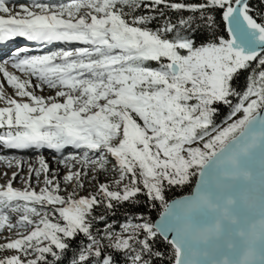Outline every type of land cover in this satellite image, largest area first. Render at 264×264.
Instances as JSON below:
<instances>
[{"label": "snow or ice", "instance_id": "snow-or-ice-1", "mask_svg": "<svg viewBox=\"0 0 264 264\" xmlns=\"http://www.w3.org/2000/svg\"><path fill=\"white\" fill-rule=\"evenodd\" d=\"M0 74L20 98L0 85V149L65 169L38 155L23 189L0 185V264H164L162 245L170 264H264V0H0ZM157 202L155 223L134 211Z\"/></svg>", "mask_w": 264, "mask_h": 264}, {"label": "rangeland", "instance_id": "rangeland-1", "mask_svg": "<svg viewBox=\"0 0 264 264\" xmlns=\"http://www.w3.org/2000/svg\"><path fill=\"white\" fill-rule=\"evenodd\" d=\"M10 1L11 0H9V6L11 5V6H13V5H18L19 3H31L32 2V0H17V1H15V2H13V3H10ZM39 2H45V3H60V2H68V0H39ZM66 46L63 44V43H61L60 42V45H57L55 48H40L39 50H38V52H36V54H33V55H44V54H47L48 52H50V51H58V50H61V49H64ZM8 70L10 71V72H14L15 70H13L11 67H9L8 68ZM16 74L17 75H20V73H18V72H16ZM38 81H36L34 78H33V80H32V83L33 84H35V83H37ZM0 85H3V88H4V93H5V95H7V96H12L13 98H15V99H17V100H19L20 98L19 97H16L15 96V90L14 89H12L8 84H7V82L5 81V80H3L2 79V74H0ZM48 90H51V92H47ZM54 90H52V89H48L46 86L43 88V90L41 91V90H39V89H37V90H35V94L36 95H39V96H44V97H48L49 95H52V94H54ZM52 93V94H51ZM26 99V98H25ZM0 107H3V104L2 103H0ZM0 131H4V129H0ZM0 151H2V152H4L5 153V155H3V156H5V157H10V158H12V157H16V158H19V159H23V160H25V159H27V158H31V157H33V156H38L39 154L37 153V152H35V151H32V150H9V149H0ZM28 152V153H27ZM54 154V156H52L51 154V156H48V157H50V159H56V157H57V154H55V153H53ZM68 153L66 152L65 153V155H67ZM44 158H45V160H46V157L44 156ZM57 158H59V157H57ZM47 161V160H46ZM11 168L12 167H9L7 164H5V166H3V167H0V175H2V176H0L2 179H6L7 178V176H8V173H9V171L11 170ZM59 172H60V177H58V178H60V179H62V175L64 174V172H65V169L63 168V166H60L59 165ZM5 173H7V175H5ZM21 175H22V177H21V182L23 183V185H24V180L25 179H27L28 178V175H29V173H28V171H25V170H23V172L21 173ZM42 179V178H41ZM99 179H100V181L101 182H104L105 181V176L104 175H101L100 177H99ZM13 187L14 188H17V189H23L25 186H23V187H19V186H17L15 183L13 184ZM32 187L33 188H35L37 191H39V188L40 187H43V184L42 183H37V181H36V178H35V182H34V184L32 185ZM61 187H62V189H63V187H64V185H63V183H61ZM95 190H96V188H95V181H92V182H85V185H84V188L82 189V190H79L78 189V194L79 195H81V196H88V195H90V194H93L94 192H95ZM69 191H71V189H69ZM61 194H64L63 193V191L61 192ZM174 197H176V196H174ZM168 200V199H167ZM162 209V208H161ZM159 213V212H158ZM150 219V218H149ZM151 220V219H150ZM153 221V220H152ZM133 222H138V221H133ZM111 223V222H110ZM111 224H113V228H114V230L115 231H119V223L118 224H115V223H111ZM121 224V223H120ZM103 227H104V225L102 226V227H99V228H101V229H103ZM5 232H8V231H5ZM5 232L4 233H2V234H5ZM12 235H10V237H11ZM3 237H7L6 235H1L0 234V242H1V240L3 239ZM14 238V237H13Z\"/></svg>", "mask_w": 264, "mask_h": 264}, {"label": "trees", "instance_id": "trees-1", "mask_svg": "<svg viewBox=\"0 0 264 264\" xmlns=\"http://www.w3.org/2000/svg\"><path fill=\"white\" fill-rule=\"evenodd\" d=\"M253 4H257V0H252ZM258 6V5H257ZM246 75V74H245ZM241 83H243V79L241 80ZM228 115V110L225 109L217 118H216V123L218 125L222 124L223 120L225 119V117ZM193 180L194 177L192 178V181L190 184L185 185L183 187L181 186H176L174 188H169L166 189V199H170L174 196H181V195H185L187 193L190 192L192 184H193ZM143 199V198H142ZM161 210V207L159 205V203L157 202L156 205L154 207H148L144 204H141L139 206L138 209L134 210L137 213H144L148 216V218H150L151 220H153L158 212ZM97 213H102L104 211V209L101 208H97ZM126 214H131L128 213V206L125 205L123 207L121 206H117L116 210H115V215L112 216L110 215L108 218V222L110 223H115V224H120V223H124L126 222ZM104 224L100 223L98 225V227H102ZM161 250L164 251L166 253V257H165V261L164 264H170V260L169 258L171 257V248L170 246H161Z\"/></svg>", "mask_w": 264, "mask_h": 264}, {"label": "bare ground", "instance_id": "bare-ground-1", "mask_svg": "<svg viewBox=\"0 0 264 264\" xmlns=\"http://www.w3.org/2000/svg\"><path fill=\"white\" fill-rule=\"evenodd\" d=\"M15 1H17V0H11L10 1V3H13V2H15ZM10 7H11V5H10ZM21 45H25V43H20ZM57 45H60V42H54V43H52V44H42V46L40 45V46H38V47H36L35 49H32L33 51H30V54H36V52H38V50L40 49V48H55ZM47 92H51V90H48ZM52 94V93H51ZM55 95V92H54V94H52V95H49V96H54ZM28 153V152H27ZM39 155H43V156H45L46 157V160H47V162L49 163V165H50V167L55 171V170H57V169H59V165L57 164V162H56V159H58L57 157H56V159H50V157H48V156H54V154H53V152L52 151H50V150H41L39 153H38ZM51 154V155H50ZM3 155H5V153L4 152H2V151H0V156H3ZM8 158H10V157H8ZM36 158H37V156H33V157H31V158H27V159H25L24 161H26L24 164H23V166H22V168H17V167H15V165H13L12 166V168H11V170L9 171V173H8V176H7V178L6 179H2L1 177H0V185H4V184H6L7 182H8V180L9 179H11V177H12V173L13 172H17L18 173V176H17V178L13 181V184L15 183L17 186H19V187H23V186H25V184L23 185V183L21 182V177H22V175H21V173L23 172V170H25V171H28V167H29V163H31L32 164V166L33 167H37L38 166V164H37V160H36ZM17 159H19V158H17ZM5 164H7L6 163V161H0V167H3V166H5ZM0 176H2V175H0ZM41 181H42V179H41ZM34 182H35V175L33 174V176H32V181H31V184L33 185L34 184ZM42 183V182H41ZM5 231H2V232H0V234L1 235H6L7 237H10V235H12V233L11 232H5V234H2V233H4ZM4 242V240L2 239L1 240V242L0 243H3Z\"/></svg>", "mask_w": 264, "mask_h": 264}, {"label": "water", "instance_id": "water-1", "mask_svg": "<svg viewBox=\"0 0 264 264\" xmlns=\"http://www.w3.org/2000/svg\"><path fill=\"white\" fill-rule=\"evenodd\" d=\"M225 31H226V30H225ZM196 180H197V178L194 177L193 184H192V187H191V190H190L189 193H187V194H185V195H181V196L172 197V198L168 199V202L171 203V202H173V201H175V200H178V199H180V198H182V197H184V196H189V195H191L193 189H194L195 186H196ZM162 211H163V209H161V210L159 211V213L157 214V216L153 219V221H152L153 223H155L156 221L160 220V213H161ZM170 238H171V234H169V239H170Z\"/></svg>", "mask_w": 264, "mask_h": 264}, {"label": "built area", "instance_id": "built-area-1", "mask_svg": "<svg viewBox=\"0 0 264 264\" xmlns=\"http://www.w3.org/2000/svg\"><path fill=\"white\" fill-rule=\"evenodd\" d=\"M259 22V21H258Z\"/></svg>", "mask_w": 264, "mask_h": 264}]
</instances>
